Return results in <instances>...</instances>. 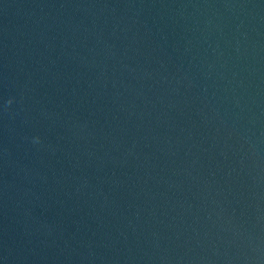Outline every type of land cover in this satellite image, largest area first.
I'll list each match as a JSON object with an SVG mask.
<instances>
[{
	"label": "water",
	"instance_id": "obj_1",
	"mask_svg": "<svg viewBox=\"0 0 264 264\" xmlns=\"http://www.w3.org/2000/svg\"><path fill=\"white\" fill-rule=\"evenodd\" d=\"M0 264H264V0H0Z\"/></svg>",
	"mask_w": 264,
	"mask_h": 264
}]
</instances>
